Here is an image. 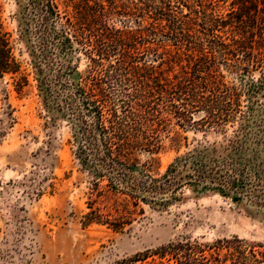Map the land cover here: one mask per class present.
Wrapping results in <instances>:
<instances>
[{"label":"rangeland","instance_id":"rangeland-1","mask_svg":"<svg viewBox=\"0 0 264 264\" xmlns=\"http://www.w3.org/2000/svg\"><path fill=\"white\" fill-rule=\"evenodd\" d=\"M93 1L116 30L147 37L146 0ZM55 2L63 15L73 12L68 0ZM46 3L0 0L29 81L20 92V77L0 80V264H209L226 259V250L213 251L220 241L236 240L247 255L264 252V65L247 69L248 56L242 69L220 65L237 91L236 115L221 127H204V113L184 122L156 98L148 128V75L132 79L129 96L118 91L112 103L134 134L131 164L122 165L107 154L103 129L78 93L90 61L65 41L57 19L45 18ZM241 3L214 0L208 8L233 22L227 37L241 33L264 55V0ZM165 42L153 45L157 56L144 45L138 52L176 85L188 55L198 53ZM196 161L207 168L197 185Z\"/></svg>","mask_w":264,"mask_h":264},{"label":"trees","instance_id":"trees-1","mask_svg":"<svg viewBox=\"0 0 264 264\" xmlns=\"http://www.w3.org/2000/svg\"><path fill=\"white\" fill-rule=\"evenodd\" d=\"M68 1L74 6L73 12L63 15L55 0H47L45 18L57 19L64 29L65 41L70 45L73 42L80 45L88 57L90 72L78 93L82 96L83 106L94 114L97 127L103 129L100 134L108 143L107 154L122 165L131 164L134 134L129 132L130 128L122 122L112 103L118 91L124 97L128 95L127 87L132 79L141 77L143 73L148 75V83L144 84L148 99L145 103L150 109L148 128L152 129L156 122L153 118L156 98L164 104L170 103L184 122H193V114L204 113V127H221L236 115L232 108L236 105L237 91L225 82L220 65L224 63L235 70L242 69L246 65L243 58L247 56L250 58L247 69L264 65V55L255 54L253 41L250 45L245 37H238L241 33L236 35L234 30L230 31L231 39L226 36L227 29H233V22L209 12L208 6L214 0H146L144 17L153 20L147 28V37L141 34L144 30L139 35L138 32L116 30L109 24V13L103 4L93 0H82L81 3ZM242 1L239 0V3L242 4ZM183 8L188 10L187 14L183 13ZM241 18H238L240 27ZM165 39L175 42L180 50L185 45L189 48L188 52L198 53L197 57L194 53L188 55L190 63L188 67H181L183 78L176 85L169 84L167 79H160L156 68L146 65L138 52V46L144 45L147 46V54L157 56L153 45L165 47ZM141 61H144L143 67L138 65ZM6 77H20V92L29 83L28 77L23 74L22 63L15 56L13 35L4 24L0 5V80ZM123 102L122 108L127 111L128 104ZM194 164L198 168V178L190 184H202L206 179L202 174L207 173V168H202L200 161ZM236 241L237 246H233L231 241H220L213 251L221 253L226 250V259L212 257L213 261L209 264H227L228 257L231 264H264V252L253 249L247 255L242 242ZM196 249L202 250L198 246Z\"/></svg>","mask_w":264,"mask_h":264}]
</instances>
